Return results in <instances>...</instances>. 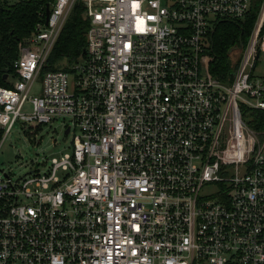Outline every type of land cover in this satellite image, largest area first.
I'll return each instance as SVG.
<instances>
[{
  "label": "built area",
  "instance_id": "2783aa9c",
  "mask_svg": "<svg viewBox=\"0 0 264 264\" xmlns=\"http://www.w3.org/2000/svg\"><path fill=\"white\" fill-rule=\"evenodd\" d=\"M49 6L0 85V129L63 119L72 149L20 177L0 169V264H264V0ZM76 6L85 51L49 68ZM255 8L222 81L212 34Z\"/></svg>",
  "mask_w": 264,
  "mask_h": 264
},
{
  "label": "trees",
  "instance_id": "16d2710c",
  "mask_svg": "<svg viewBox=\"0 0 264 264\" xmlns=\"http://www.w3.org/2000/svg\"><path fill=\"white\" fill-rule=\"evenodd\" d=\"M53 0H18L15 3L7 4L1 0L0 5V85L11 86L12 82L8 77L13 75V61L18 56L19 42L32 34L38 23L44 22L47 6ZM82 6H76L67 20L49 58V68H56V63L63 59L76 61L83 55L86 47V31L88 21L82 14ZM258 9L244 19H221L212 34V45L210 53V71L213 76L222 81L232 77L234 66L230 49L240 44V38L245 45L251 33L257 17ZM8 76L5 78V76ZM264 112H257L255 115H262ZM256 128L262 125L257 120H249ZM40 129L39 126L28 128L29 134L34 135ZM3 130L0 129V141Z\"/></svg>",
  "mask_w": 264,
  "mask_h": 264
},
{
  "label": "rangeland",
  "instance_id": "374dc122",
  "mask_svg": "<svg viewBox=\"0 0 264 264\" xmlns=\"http://www.w3.org/2000/svg\"><path fill=\"white\" fill-rule=\"evenodd\" d=\"M17 1L5 0L7 4ZM73 62L63 59L55 66L68 67ZM254 76L264 77V52L256 65ZM42 78L41 74L37 77L32 93H39ZM8 79L13 82V75H10ZM26 109H30L29 105H26ZM62 122L63 119H59L51 125H43L34 135L26 132L24 125L17 122L12 132L0 141V169L12 173L15 177H20L32 170L44 169L45 164L50 163L51 157L60 152L71 151L72 135L65 133Z\"/></svg>",
  "mask_w": 264,
  "mask_h": 264
},
{
  "label": "water",
  "instance_id": "95a60500",
  "mask_svg": "<svg viewBox=\"0 0 264 264\" xmlns=\"http://www.w3.org/2000/svg\"><path fill=\"white\" fill-rule=\"evenodd\" d=\"M0 5H1V0H0ZM50 14V6H47V10H46V16H47V20H48V16ZM240 44H242V38H240ZM236 47L230 49V52H232ZM85 51V50H84ZM8 76L6 75L5 78H7Z\"/></svg>",
  "mask_w": 264,
  "mask_h": 264
}]
</instances>
